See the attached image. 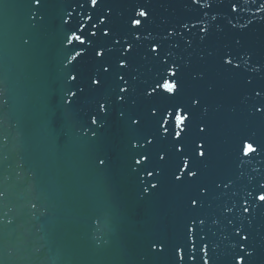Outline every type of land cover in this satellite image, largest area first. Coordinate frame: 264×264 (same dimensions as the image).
<instances>
[{
    "label": "snow or ice",
    "instance_id": "snow-or-ice-1",
    "mask_svg": "<svg viewBox=\"0 0 264 264\" xmlns=\"http://www.w3.org/2000/svg\"><path fill=\"white\" fill-rule=\"evenodd\" d=\"M199 2H200V0H193L194 4L198 5ZM35 3L37 5H39L40 4V0H35ZM85 3H90L91 8L93 10H95V9L98 8V5L101 3V0H85ZM208 7L210 8V7H212V5L209 4ZM236 12H237V9L235 7V4H232L230 6V13H236ZM68 15L70 16L71 14L69 13ZM104 15H105L106 19H100L98 17L99 23L102 24V25L103 24H108V22H109L108 17H112L114 15L113 8L109 6L107 12ZM141 18H143V22L144 23H147L148 20L150 19L149 11L144 10L142 7H141L140 10L135 11L133 16H131L129 18V28L132 31L138 32V31L141 30V27H142V19ZM87 19L89 21H92L91 27H95L96 26V22H93V17L91 15H88ZM64 22L67 23V20H65ZM184 27L187 28L188 25H184ZM192 27L195 28L196 25H192ZM107 29H108V27H105L103 29L100 28L99 31H100V33H101V35L103 37H107L108 38L110 34H109V31ZM165 32L167 33V36L165 37V39H167L168 37H172L174 34L183 35V33H176L175 29H173L172 31H169L168 29H165ZM199 32L204 34L201 37V39H207V37H208V35L210 33V29L207 28V27H201L199 29ZM84 35H85V33H84L83 26H81L80 28H78L75 31H72L70 35H66L65 40H66V44L67 45L78 44V46L81 48L80 51H77L75 49V47H73L72 51L75 54L72 55L68 59V63L69 64H71L73 61H78V58H83V55H82L83 46L86 43H91V40L86 41L83 38ZM88 35H89V37H95L96 36V32L89 31ZM135 39L138 41L140 39V37L137 36ZM25 43H27V41H25ZM114 43H115V45H119L120 46V49H121L122 53H126V54L130 55L134 51L133 43L121 44V41L119 39H116L114 41ZM191 43H192L191 41H187L188 46H191ZM236 44L239 45L240 41L237 40ZM149 49H150L149 54H151V55L152 54L159 55L160 52H161V48L159 47V42H154L150 46ZM93 52H94V55L96 57L101 58V61H103V58L106 55V51L104 49L101 48V49L97 50V49L93 48ZM167 55L170 57L172 55V53L169 52ZM227 55L230 56L231 54H227ZM160 59H161L162 64L164 65V75L161 76L160 79H158L155 82V85L152 87L150 92L146 91V94L148 96H151L153 93H156L157 89H163L164 92L169 93L172 96H176V95H178L180 93L182 85H181V83L177 82L178 79H179L178 75H177V71H174L172 69L177 68L178 65L174 61L170 65L169 64V60L167 58H165L164 56H160ZM221 59H222V64L225 67H227L229 70H231V71H238L241 68V64L240 63L233 64V59L232 58L224 59L222 57ZM237 59H240V57L238 55H237ZM249 59H251V57H249ZM116 66L120 70V73H121L122 69L126 71V69L128 67L127 56L126 55H121L120 59L117 60ZM262 70H264V64H261L260 69H253V71H262ZM125 71H123V73ZM100 73L101 74L98 75V76H89V78H88L89 81H90L89 86L94 87V88L103 87V85H104L103 77H104V75L109 73V66H105V64L102 62L101 65H100ZM207 76H208L207 72L200 71V72H197L193 76V79L203 81V80H205L207 78ZM166 77H172L173 79H167ZM69 79L72 80V81H76L77 80V75H70ZM118 79L121 82H123V84L119 86V92L117 93L118 98H119L120 101H126L128 89L126 87H124V85H126L128 83V81L125 78L124 74H119L118 75ZM247 83L249 85H251L252 81L248 80ZM215 88H216L215 83H211L209 85L208 91L210 93H212V92H214ZM77 89H78V91L69 90V91H71V95L73 97H76L78 95V92L79 93H83V91H84V89L80 88L79 85H77ZM252 91L255 93L256 97H260L261 94L264 93V87H261L260 90H256L254 88ZM119 93H124V95H120ZM191 103L194 104V105H200L201 104V99L199 97L193 96L191 98ZM98 105H99V108H98L99 110L107 111L106 106H105L104 103H98ZM257 112L264 113V106H262L260 108H256L255 111L252 112V115L255 116ZM153 115H155V111L154 110H153ZM169 115L174 120L175 128H179L180 129V131L175 132V138L178 140L180 138V136H181V132H185L186 131L187 125L191 122V118L189 117V115H188L187 111L185 110V108L183 106H180V105L174 106L173 111H171L169 113ZM130 121H131V125H139L141 123L140 120L135 119V118H130ZM92 123L93 124L97 123V120L95 119V117H93ZM205 128H206V125H204V124L198 125V129H199L198 132L200 134L206 135ZM147 143L151 144L152 141L147 139ZM254 144H255V142L249 143V142H247V140H245L242 143L241 151H242L244 156H251L252 154L257 153L258 150H260V146L259 145H255L254 146ZM132 147L136 148V147H138V145L133 144ZM178 151H183V149H178ZM197 152H198V156L199 157L207 158L206 157V147H205L204 143L197 144ZM160 159L164 160V156L161 155ZM148 160H149V156L148 155H141L139 159H135V164L143 166V164L145 162H147ZM141 161H143L144 163L142 164ZM99 162H100V164H104L105 163L104 160H100ZM180 171L182 173H185L186 175H175V179L177 181H181V180H183V179H185V178H187L189 176L192 177V178H196L197 175H198L197 171H195L194 169L189 167L187 161H185L183 163V165L181 166ZM147 175L148 176H153L154 173H153V171H148ZM157 186L158 185L156 183H152L150 185V187L153 190L156 189ZM260 187H261V190L264 191V185H261ZM145 191H147V189H145ZM0 195H2V193H0ZM256 198L258 200H260L261 202H264V194H260ZM196 203H197L196 198H192L190 200V204L192 206H195ZM33 207H35V205H33ZM244 211H248V209L245 208ZM200 223L203 224L204 221L201 220ZM189 230L191 231V229H189ZM242 239L246 241L248 239V237L244 236ZM157 243L158 242L152 243V245L150 246L153 251L156 250V244ZM163 251H164V246L161 245L160 248H159V253H162ZM242 253H243L242 255L240 254V259L235 261L234 264H244L245 257L250 258V257L255 255V249H253L252 251L242 252ZM180 258L183 259V256H181ZM205 264H207V262H205Z\"/></svg>",
    "mask_w": 264,
    "mask_h": 264
}]
</instances>
